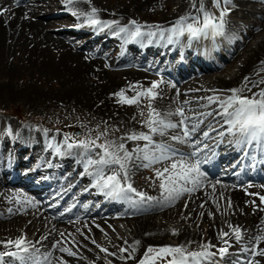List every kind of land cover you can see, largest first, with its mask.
Returning <instances> with one entry per match:
<instances>
[{
  "label": "bare ground",
  "instance_id": "bare-ground-1",
  "mask_svg": "<svg viewBox=\"0 0 264 264\" xmlns=\"http://www.w3.org/2000/svg\"><path fill=\"white\" fill-rule=\"evenodd\" d=\"M116 1L110 0L104 5L99 0H90V4L75 3L70 8L87 12L95 7L101 21H116L119 27L129 28L132 27L130 21H136L143 26L142 31L151 30L159 34L161 29L171 28L180 17L200 15L198 9L201 5L207 10L209 1L213 2ZM170 1L174 6L160 22L142 23L137 20V12H156L163 2ZM230 4L236 7L227 5L229 13L224 18V34L211 42L208 38H200L187 41L189 45L192 42L194 48H179L180 42H174V48H167L162 47L161 40L157 42L155 37L149 39L145 36L141 42L122 39L121 49L123 34L111 32H117V26L102 30L88 26L83 18L65 10L64 0H0V97L32 101L39 92L28 84L27 79L17 83L16 78L26 77L28 72L39 73L41 78L55 81L58 85L56 94L43 90L42 95L54 102L60 101L58 97H61L67 106H79L86 111L87 117L92 116L98 123L114 127L112 141L123 142L131 152L143 146L144 142L122 141L120 138L132 132L148 131L142 127L141 121L146 118L149 101L143 99L138 106L121 104L119 97L114 95L121 90L132 97L157 82L159 96L152 101L153 106L161 113L182 106L187 115L193 111H214L217 105L208 107V101L203 99L206 97L227 98L231 89H245L242 95L251 97L264 90V0H231ZM54 6H58L56 9L59 11L54 10ZM223 7V3L220 8L216 7L218 17ZM50 12L55 15L49 17ZM41 16H48L51 20L41 21L38 18ZM56 23L63 28L49 32L48 29ZM71 31L78 41L71 39L73 36L65 38ZM239 33H244L245 42L237 37ZM80 39H83L82 45H78ZM114 53L118 54L114 65H121V69L126 71L116 72L111 68V55ZM128 61L138 63V66L127 69ZM148 62L164 63L161 68L165 75L150 78L151 75L144 70ZM214 68L218 69L211 71ZM141 111L145 116L140 115ZM172 119L175 121L178 117ZM219 119L211 117L210 122L214 125ZM204 123L200 132L204 131ZM216 127L219 129L218 124ZM211 137L205 142L210 143L206 152L208 156L216 154L201 165L206 179L196 191L185 193L171 206H158L154 201L133 206L128 201L109 198L91 186V177L84 173L83 149L62 148L61 154H56L49 145H62L59 138L45 130L33 132L29 126L0 119V242L25 237L32 246L31 252L41 260L47 257L50 264H135L149 246L183 245L190 251H200L204 244L213 245L210 249L213 252L228 247L223 258L219 255L214 257V264H236L234 259L238 257L244 260L240 264H264V256L250 251L254 246L253 238L264 236V203L260 201L264 196L263 180L234 184L223 175L217 178L219 170L236 148L230 143V136H225L223 142L216 132H211ZM154 139L173 143L167 136H155ZM173 146L185 153L191 151L186 145ZM256 146L246 149L248 155L240 150L247 161L254 154L258 160L253 169L248 167L241 173L242 177L258 178L264 174V156L258 154L262 150ZM96 151L99 149H94L92 155ZM223 151L227 152L221 153ZM140 163L137 160L130 164L129 182L137 191L160 199L161 190L155 172L165 165L141 167L138 166ZM146 168L153 171L152 177L138 184L140 169ZM54 190L58 194L55 197ZM85 194H91L94 199L97 197L99 203L94 200L84 203L87 198H81ZM74 195L76 198H72ZM25 198L29 203H24ZM70 204L75 215L63 214L62 210ZM84 206L83 215L78 216L77 211ZM229 225L242 230L240 242H236ZM221 232L229 233L225 237L228 245L219 238ZM38 240L39 244L36 243ZM106 240H114L115 245L108 246ZM61 247L76 254L68 256L59 250ZM256 247L264 250V240ZM101 248L107 249V253ZM0 249L9 250L3 244H0ZM121 249L126 251L121 252ZM130 255L134 258H129ZM3 264L18 262L5 257Z\"/></svg>",
  "mask_w": 264,
  "mask_h": 264
},
{
  "label": "snow or ice",
  "instance_id": "snow-or-ice-1",
  "mask_svg": "<svg viewBox=\"0 0 264 264\" xmlns=\"http://www.w3.org/2000/svg\"><path fill=\"white\" fill-rule=\"evenodd\" d=\"M64 3L67 6H72L75 3L90 4V0H64ZM221 3L225 7L220 9L219 17L213 16L201 5L198 9L200 15L180 17L171 28L159 31L160 38L166 39L168 44H172L185 36L189 41H192L208 38L209 36L215 38L223 35L224 18L229 13L227 5L231 3V0H213V4L217 8H220ZM69 10L73 16L83 18L88 26L101 30L117 26L118 31L115 34H123L122 38L125 42H141L145 36L149 39L157 36L156 31H142L143 26L138 25L136 21H130L131 28L119 27L116 21H101L95 7H91L87 12L77 11L75 8ZM0 14H2V11H0ZM165 32L168 33L167 36H165ZM158 87L159 84L153 82L150 87L138 91L132 97L126 96L124 90L114 94L119 97V103L129 106H138L143 99L149 101L146 118L141 121L142 127L147 128L148 131L132 132L120 138L122 141H143V146H138L130 152L123 142L105 141L98 143L100 136L95 139H77L73 141L72 137L65 135L62 145L50 144L49 147L53 148L56 154H61L62 148H82L84 150V173L91 177V186L109 198L125 200L133 206L153 201L158 206H171L185 193L196 191L203 180L206 179L204 172L201 171V165L209 160L206 152L208 145L204 141L212 138L211 132H216L221 142H223L225 136L232 137L230 143L245 155H248L246 149L252 145H257L264 151V90L251 97L242 95L245 89H231L229 90L231 95L227 98L219 96L206 97L203 99L208 101V107L213 104L217 105L214 111L207 113L193 111L191 115H187V110L182 106L164 113L157 110L152 101L159 96L156 91ZM248 90L250 91V89ZM140 115L145 116V113L141 111ZM172 117H178V120L174 121ZM207 117H220V119L216 121V124L210 126V130L200 132L201 125ZM217 124L219 129H223V131L216 127ZM198 132H200L199 136H197ZM169 133L173 134L169 135ZM100 135L104 136L106 133ZM155 136H167L168 140L173 143L163 140L156 141ZM174 144L186 145L191 151L181 152L173 146ZM94 149H99V151L92 155ZM202 153H204L203 156ZM137 160L141 162L138 165L141 167H151L157 164L165 165L156 169L155 172L161 190L160 199L137 191L129 182L130 164ZM165 162L168 163L165 164ZM260 201L264 203V196L260 197ZM24 203H29L28 198L24 199ZM229 227L232 228V234L236 242H240L243 238L242 230L232 225H229ZM228 236L229 233L227 232L220 233L219 238L224 241L225 245L229 244V241L225 239ZM262 240H264V236L253 238L254 246L250 249L252 254L264 256V250H257L256 247ZM0 244L9 249L0 251V264H3L5 257H11L18 264H50L47 257L41 260L35 253L31 252L32 246L29 245L25 237H19L14 241L0 242ZM136 244L138 245L139 241ZM212 247L214 246L204 244L201 246L202 250L190 251L183 245L159 248L149 246L138 264H157L159 260H167V264H214V257L219 255L223 258L228 252V247H221L218 252L211 251ZM59 250L68 256L76 254L69 248L61 247ZM100 250L107 253V249L101 248ZM135 250V247H133V252ZM124 251L126 250L121 249V252ZM108 254L114 255L112 253ZM129 258L134 257L130 255ZM249 264H252V262H249Z\"/></svg>",
  "mask_w": 264,
  "mask_h": 264
},
{
  "label": "rangeland",
  "instance_id": "rangeland-1",
  "mask_svg": "<svg viewBox=\"0 0 264 264\" xmlns=\"http://www.w3.org/2000/svg\"><path fill=\"white\" fill-rule=\"evenodd\" d=\"M99 1H101L102 2L101 4H104V5H107L110 2V0H99ZM128 1L129 0H118L116 2L117 3L118 2L127 3ZM173 1H170L168 3L163 2V5L156 12H146L150 16H147L148 14L144 13V11L137 12L136 18H137V20L142 21V23L160 22V20L165 16V14H167L169 12V10L174 6ZM229 6L231 8L236 7L234 4H229ZM57 7L54 6L53 9L58 10V9H56ZM69 9H70V6L65 7V10L69 11V13H70ZM207 11L210 14H212L213 16L218 17V11L216 10V7L214 6L212 1L211 2L209 1V4L207 6ZM38 14H43V13H38ZM144 15H146V16H144ZM154 15H156V16H154ZM47 17L48 16H41L38 18L41 21L51 20ZM149 19H150V21H149ZM158 19H159V21H158ZM62 28H63L62 25H58L56 23V24H53L51 26V28L48 29V31L51 33H54V32H56ZM245 31H247V30L244 29V32ZM66 36H67V38H69V37H72L73 34H72V32H69L66 34ZM237 37L240 40H243L245 42L244 33L237 34ZM71 39H73L74 41H78V38H76L75 35ZM79 43L83 44V39H80ZM109 53L110 52H108L107 54H109ZM113 55L115 56L116 53H114ZM112 62L115 63V59ZM230 62H229V64H230ZM221 63H223V62H221ZM114 66H116V65H114ZM111 68L113 70H115L116 72L126 71L124 69H119V68H115V67H111ZM150 74L152 75V76H150V78H152V77H154V79L157 78V75H155L154 73L150 72ZM27 75L28 76H26V77L18 76V78H16V82L22 83L24 79H27L28 84L31 85V87L34 90L39 92V94L34 98L35 101H34V99L32 100L33 102L32 101L28 102L27 100H25L23 98H18V97L17 98L15 97L12 99H6V98H3V96L0 97V119L2 121L6 122V121L10 120V121L14 122L15 124H20L24 127L29 126L33 132L37 131V129H41L42 131L45 130L49 134L54 135L56 138H59L62 141V143H63L65 135L72 137L73 141H75L77 139H79V140L95 139L97 136H100V139L97 141L98 143L113 140L112 139L114 137L113 134H115L114 127L107 126L106 124H103V123H98L97 120H95L92 116L87 117L86 111L81 110L79 108V106H77L76 108H74V106L69 105V104L67 106L66 102L64 100H62L61 97H58L60 101L54 102V101L49 100L50 97L42 95L43 90L48 91V92H45L48 94H56V91L58 89V85L56 84L57 82H55V81L51 82L50 80L46 79L45 77L41 78L39 73L28 72ZM40 90H42V91H40ZM132 90H134V88ZM73 103H74V105L75 104L77 105L76 102H73ZM112 103L114 104L113 100H112ZM210 111H211V109H210ZM210 120H211V117L205 120L204 130H210V126L213 125V123H211ZM93 121H96V122H93ZM100 124L102 126H100ZM2 126H3V124H2ZM2 126H1V128H2ZM98 126H100V127H98ZM101 133H106V135L101 136L100 135ZM205 142L206 141H204V143ZM74 148H72V149H74ZM77 148L82 149L79 147H77ZM180 151L182 152V150H180ZM140 171L142 172V173L141 172L139 173L141 179H139V178L137 179V177H136V179L139 182V183L137 182L138 184H140L142 181L146 180L147 178L152 177L151 174H153V171H151L150 168H146L144 170L140 169ZM143 172L144 173L146 172V173L143 174ZM133 181L136 182L135 178H133ZM58 230H60V229H58ZM74 236H75V234H74ZM39 241L40 240H38L36 243L39 244ZM106 242L109 243L108 246H110V247L115 245L114 240H106ZM175 244H177V243H175ZM32 245L35 246L36 244H32ZM156 248H159V247H156ZM0 251H1V249H0ZM139 260L140 259H138L135 264H138ZM160 261H161V263H160ZM158 262H157V264H166L167 260H159Z\"/></svg>",
  "mask_w": 264,
  "mask_h": 264
}]
</instances>
